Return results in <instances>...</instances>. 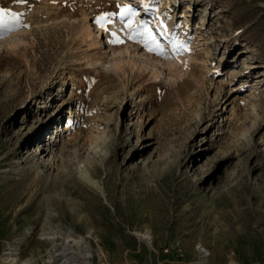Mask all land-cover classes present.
I'll return each instance as SVG.
<instances>
[{"label":"rangeland","instance_id":"rangeland-1","mask_svg":"<svg viewBox=\"0 0 264 264\" xmlns=\"http://www.w3.org/2000/svg\"><path fill=\"white\" fill-rule=\"evenodd\" d=\"M0 7V264H264V0Z\"/></svg>","mask_w":264,"mask_h":264},{"label":"snow or ice","instance_id":"snow-or-ice-1","mask_svg":"<svg viewBox=\"0 0 264 264\" xmlns=\"http://www.w3.org/2000/svg\"><path fill=\"white\" fill-rule=\"evenodd\" d=\"M17 2L18 3H26L27 0H17ZM9 14H11L13 17H16V16L20 15V14H17V13H10L9 10L0 7V28H3V24H2L3 17L6 16V15H9ZM132 14H134L133 10L131 9L130 6H128L127 7V11H124L122 16H129V15H132ZM109 15H115V13H112V14H109ZM16 25L17 26H25V27L27 26V25H21L19 20L16 21ZM7 30L10 31L11 29H7Z\"/></svg>","mask_w":264,"mask_h":264},{"label":"bare ground","instance_id":"bare-ground-1","mask_svg":"<svg viewBox=\"0 0 264 264\" xmlns=\"http://www.w3.org/2000/svg\"><path fill=\"white\" fill-rule=\"evenodd\" d=\"M136 11V10H135ZM105 23V20H103V21H95V27L97 28V30L99 31L100 29H102V25ZM90 26V25H89ZM90 28V27H89ZM87 30H88V28H87ZM139 32H140V36H142V37H145V33H144V31H142V29H139ZM172 40V42H173V46H175V47H177L178 46V41H180L179 39H176V38H172L171 39ZM171 42V41H170ZM172 44V43H171ZM70 120H71V115L70 116H68V118H67V121L65 122V127H68V123L70 122ZM72 121V120H71ZM50 137H52V135H49Z\"/></svg>","mask_w":264,"mask_h":264}]
</instances>
